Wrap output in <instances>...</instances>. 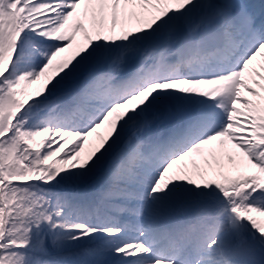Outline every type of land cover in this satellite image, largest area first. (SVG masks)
<instances>
[{
  "label": "snow or ice",
  "instance_id": "snow-or-ice-1",
  "mask_svg": "<svg viewBox=\"0 0 264 264\" xmlns=\"http://www.w3.org/2000/svg\"><path fill=\"white\" fill-rule=\"evenodd\" d=\"M0 264H264V0H0Z\"/></svg>",
  "mask_w": 264,
  "mask_h": 264
}]
</instances>
